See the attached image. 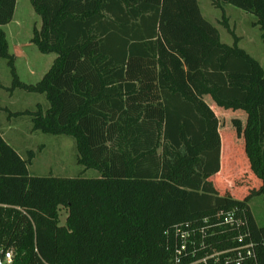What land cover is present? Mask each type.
I'll return each mask as SVG.
<instances>
[{"label": "trees", "instance_id": "1", "mask_svg": "<svg viewBox=\"0 0 264 264\" xmlns=\"http://www.w3.org/2000/svg\"><path fill=\"white\" fill-rule=\"evenodd\" d=\"M30 1L42 19L31 40L56 58L38 81L21 80L4 29L17 0H0L10 89L49 102L19 114L33 130L71 137L77 163L98 173L31 174L34 151L21 154L0 132V243L13 251L10 264H169L165 229L234 207L246 209L264 264V225L249 205L264 199V67L225 14L233 44L198 0ZM211 1L255 15L264 43V0ZM201 97L219 112H245L234 142ZM235 153L261 182L243 198L221 194L216 181Z\"/></svg>", "mask_w": 264, "mask_h": 264}, {"label": "rangeland", "instance_id": "2", "mask_svg": "<svg viewBox=\"0 0 264 264\" xmlns=\"http://www.w3.org/2000/svg\"><path fill=\"white\" fill-rule=\"evenodd\" d=\"M203 16L212 22L219 30L221 40L227 44H233L234 38L223 25V13L230 26L238 35L239 46L246 49L264 67V43L261 29L253 22L256 16L231 4H223L222 8L213 5L211 0H198ZM42 19L35 12L30 0H17L14 17L10 23L4 26L10 42V51L16 55V67L21 80L34 83L39 79L41 66L48 54L40 52L35 44L29 40L33 28H41ZM34 69L29 74V68ZM0 121L4 124L13 123L14 127L3 130L6 138L22 150L24 154L29 149L34 151L33 162L28 166L29 172L34 175H46L48 173L57 176L93 177L97 175L95 169H85L79 165L73 153V139L65 135L44 133L33 130L30 115L19 114L24 110L36 109L38 103L44 108L49 106L46 95L30 92L23 88L10 89L12 87V74L8 61L0 58ZM198 102L212 118L213 124L219 125L224 120L231 125L227 131L228 137L233 133V142L236 138V124L240 122L243 110L218 111L211 109V100L207 97L198 98ZM215 126V125H214ZM24 134L20 137L19 132ZM223 132V131H222ZM220 133V130H219ZM227 138V137H226ZM212 145H209V147ZM238 155L230 156L235 161H228L225 168L218 176L217 186L221 194H231L234 197L243 198L250 189L258 188L260 179L249 168V162L243 159L237 162ZM246 157V156H245ZM247 161V162H246ZM216 178V177H215ZM222 182V186H220ZM251 210L259 223L264 225V199L262 196L254 197L250 202ZM67 210H60V224H64Z\"/></svg>", "mask_w": 264, "mask_h": 264}, {"label": "built area", "instance_id": "3", "mask_svg": "<svg viewBox=\"0 0 264 264\" xmlns=\"http://www.w3.org/2000/svg\"><path fill=\"white\" fill-rule=\"evenodd\" d=\"M169 264H260L256 241L245 208L221 209L199 224L181 222L163 231ZM2 263L13 251L0 243Z\"/></svg>", "mask_w": 264, "mask_h": 264}, {"label": "crops", "instance_id": "4", "mask_svg": "<svg viewBox=\"0 0 264 264\" xmlns=\"http://www.w3.org/2000/svg\"><path fill=\"white\" fill-rule=\"evenodd\" d=\"M34 29V28H33ZM32 37H33V33L32 35L30 36L29 40L32 44H34L32 42ZM56 58V54L55 53H48V59H44V63L43 65L41 66L42 70H41V74L39 76V79L44 75V73L50 68V66L52 65L53 61L55 60ZM34 71V69L32 68V65L31 67L29 68V74H32V72ZM38 79V80H39ZM36 80V81H38ZM15 124L13 123H7V124H4L0 121V132L2 133L3 137L7 140L8 143H10L13 147H15L17 149L18 152H20L21 154H24V152H22V150H20L19 148H17L13 142H11L8 138H6L5 136V133L3 132V130H7V129H11L12 127H14ZM24 134L23 131L19 132V135L20 137H22ZM74 153V152H73ZM48 174H52V173H48ZM55 175V174H54Z\"/></svg>", "mask_w": 264, "mask_h": 264}, {"label": "water", "instance_id": "5", "mask_svg": "<svg viewBox=\"0 0 264 264\" xmlns=\"http://www.w3.org/2000/svg\"><path fill=\"white\" fill-rule=\"evenodd\" d=\"M0 264H3V263H2V258H1V255H0Z\"/></svg>", "mask_w": 264, "mask_h": 264}]
</instances>
